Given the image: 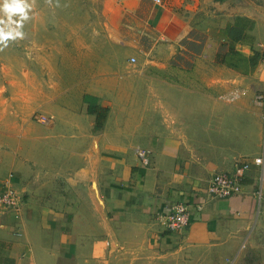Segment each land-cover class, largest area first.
<instances>
[{
	"label": "crops",
	"instance_id": "1",
	"mask_svg": "<svg viewBox=\"0 0 264 264\" xmlns=\"http://www.w3.org/2000/svg\"><path fill=\"white\" fill-rule=\"evenodd\" d=\"M172 3L104 0L99 31L71 61L32 26L0 45V190L22 198L0 216L3 262L264 264V62H226L213 36L224 14L193 21ZM236 161L251 164L242 192L207 197L212 175ZM183 198L189 225L163 231L159 214Z\"/></svg>",
	"mask_w": 264,
	"mask_h": 264
},
{
	"label": "rangeland",
	"instance_id": "2",
	"mask_svg": "<svg viewBox=\"0 0 264 264\" xmlns=\"http://www.w3.org/2000/svg\"><path fill=\"white\" fill-rule=\"evenodd\" d=\"M170 1L174 2L172 3L173 6L186 11L193 18V21L206 19L211 13L214 17L216 13L224 14L223 23L225 24L213 36L220 38L218 45L222 43L220 53L226 62L235 58L240 60V56L247 57L249 63L250 59L255 57L253 66L264 62V44L260 45V43H264V0H254L250 4L243 0ZM28 2L32 7L29 10V19L24 22L21 29L24 35L22 38H16L17 40L10 38L9 41H24L29 35L24 33L27 28L36 27L38 32L32 35L33 38L43 40L48 45L58 42L59 47L62 45L64 49L66 61L80 57L88 46L91 35L89 28L99 31V27L102 25L103 14L101 12L104 9V0H28ZM217 5H219L218 11L216 10ZM240 5L244 7V11L252 10L255 15L252 22L250 19L247 18L246 20V17L236 14V9ZM35 12L39 16L33 15L31 17V14ZM233 18L234 22L229 23V20ZM246 28H252L253 32H248ZM222 38H224L223 41H221ZM69 68L71 67L66 66V70ZM243 68L247 69V65ZM34 118L36 119L35 115ZM258 201V205L264 203V194L260 195ZM7 212L11 211L0 206V216L7 214ZM7 252V247L0 242V260L5 254L7 255ZM3 263L8 264L6 261Z\"/></svg>",
	"mask_w": 264,
	"mask_h": 264
},
{
	"label": "built area",
	"instance_id": "3",
	"mask_svg": "<svg viewBox=\"0 0 264 264\" xmlns=\"http://www.w3.org/2000/svg\"><path fill=\"white\" fill-rule=\"evenodd\" d=\"M155 4H162L163 0H148ZM130 61H135L134 57ZM244 91L233 90L227 99L234 102L242 95ZM256 100L260 102L264 110V90L256 95ZM40 122H49L50 117L38 115L36 117ZM136 155L140 163L144 166L150 163V152L144 148H136ZM253 164L260 169L263 164V154L253 159ZM251 164L248 161H236L232 171H223L214 173L207 184L206 196L211 198H227L238 195L242 192L246 171ZM22 204V198L17 193L16 189L11 186H5L0 190V206L5 209L18 211ZM192 204L188 198H183L176 201L170 209L162 212L158 216V221L162 230L168 233L180 232L189 225L190 209Z\"/></svg>",
	"mask_w": 264,
	"mask_h": 264
},
{
	"label": "clouds",
	"instance_id": "4",
	"mask_svg": "<svg viewBox=\"0 0 264 264\" xmlns=\"http://www.w3.org/2000/svg\"><path fill=\"white\" fill-rule=\"evenodd\" d=\"M31 7L28 0H0V45L6 47V41L10 38L15 40L23 37L21 29L29 19ZM2 50L0 48V51Z\"/></svg>",
	"mask_w": 264,
	"mask_h": 264
},
{
	"label": "trees",
	"instance_id": "5",
	"mask_svg": "<svg viewBox=\"0 0 264 264\" xmlns=\"http://www.w3.org/2000/svg\"><path fill=\"white\" fill-rule=\"evenodd\" d=\"M250 64L252 66L255 64V57H252L250 59ZM106 110H107V108L99 106V105L95 106V108L93 109L94 114L96 116V125L98 127L101 126L104 122Z\"/></svg>",
	"mask_w": 264,
	"mask_h": 264
}]
</instances>
